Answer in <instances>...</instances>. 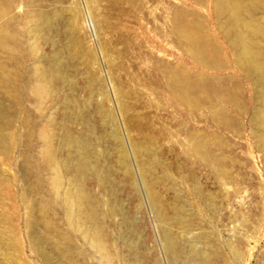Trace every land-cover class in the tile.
Listing matches in <instances>:
<instances>
[{"label": "rangeland", "instance_id": "374dc122", "mask_svg": "<svg viewBox=\"0 0 264 264\" xmlns=\"http://www.w3.org/2000/svg\"><path fill=\"white\" fill-rule=\"evenodd\" d=\"M260 1L244 21L264 31ZM218 6L0 0L10 7L0 31V264H264V130L252 120L261 102L231 11ZM242 34L256 41L251 27ZM65 130L94 150L89 174L71 170L79 152L63 147ZM76 188L106 260L89 244L93 228L67 219L63 193Z\"/></svg>", "mask_w": 264, "mask_h": 264}, {"label": "bare ground", "instance_id": "6f19581e", "mask_svg": "<svg viewBox=\"0 0 264 264\" xmlns=\"http://www.w3.org/2000/svg\"><path fill=\"white\" fill-rule=\"evenodd\" d=\"M257 2H255V0L254 1H248V3L246 4V2H245V4L244 3H242L240 0H217V2H218V10L220 11V14H219V16H224L225 15V13L228 11V10H230L231 11V13H230V15H232L229 19H227L226 18V20L228 21V26L227 27H229V31H230V34L232 33V35L234 36V38L236 39V43H239V44H241V45H244V51H243V61L248 65V67H249V69H250V74H251V77H253V78H251V77H249V78H251V79H253V80H255V82L253 81V85L255 84L256 86V89H254V90H256V94H255V99H259L260 100V102H261V104H260V106H259V108H255L256 109V111H255V113L253 114V116H254V119H252L255 123H256V125H257V127H263V130H264V50H262V49H260L259 47H258V41L259 40H263L264 39V31L261 29V28H259L260 26H258V27H252V26H250V25H248L247 23H246V21H244V19H245V15H248L249 17H255L254 15L257 13V11L260 9V8H262L261 7V4L258 2V0H256ZM260 1V0H259ZM261 2V1H260ZM9 4V3H8ZM263 6V5H262ZM264 7V6H263ZM215 8H217V7H215ZM264 9V8H263ZM10 11V7L9 8H6V10L5 9H3V10H1L0 9V31L2 30V28H3V23L4 22H2V19H3V17L8 13ZM2 12H3V14L5 13V15H3L2 14ZM215 12V11H214ZM216 13V12H215ZM218 14V13H217ZM252 18V19H253ZM247 19V18H246ZM245 19V20H246ZM256 19V18H255ZM257 19H258V16H257ZM250 20V19H249ZM262 20V19H261ZM226 22V21H225ZM224 22V23H225ZM223 23V22H222ZM223 23V24H224ZM226 24V23H225ZM224 26V25H223ZM251 27V32L255 35V37H256V41L255 40H251V41H247V40H245V36H243V34H242V31L243 30H245L246 29V27H248V28H250ZM226 27V28H227ZM222 28V27H221ZM220 29V28H219ZM247 32H249V31H247ZM225 33V32H224ZM249 34H251V33H249ZM225 36H226V34H225ZM227 36H229V35H227ZM231 36V35H230ZM251 36H253V35H251ZM248 37V36H247ZM233 38V37H232ZM247 39V38H246ZM233 41H235L234 39H233ZM260 46V45H259ZM59 69L58 70H56L55 68L52 70V71H50V73L48 74V73H42V77L43 78H47V77H49V76H55V77H57V76H60L61 75V73H60V67H58ZM249 71V70H248ZM50 78V77H49ZM48 78V79H49ZM53 78V77H52ZM250 79V80H251ZM43 87V88H42ZM254 87V88H255ZM41 90H39L38 89V92H42L43 90L42 89H45V91H46V88H44V86H41V87H39ZM44 92V91H43ZM41 93V95L42 94H44V93ZM255 92V91H254ZM258 103V102H257ZM3 108V107H2ZM1 108V109H2ZM3 110V109H2ZM245 110V109H244ZM1 113V112H0ZM244 113V112H243ZM1 116V115H0ZM255 125V124H254ZM259 125V126H258ZM262 127H261V129H262ZM66 131V130H65ZM260 132V131H259ZM66 134L63 136V137H61V141H62V144L64 145L63 147H65L66 146V148L68 149H72V150H74V152L77 150L78 152H79V154H77L78 155V157H76L77 155H76V153H78V152H75L74 154H71V156H72V158H74V156H75V160H76V158H77V160L75 161V163H74V161H72L71 159L72 158H70V160H71V162L73 163V165H72V171H73V173H74V175H75V177L76 176H84L85 174H89L90 172L89 171H91V165L93 164H91L90 163V160H89V158H88V156L91 154L92 155V157H93V154H94V150L93 151H91L92 149L90 148V146H89V142L87 143V141H88V139L87 140H85V138L83 137L82 138V136L81 135H79L78 137H77V134L76 135H74L73 133V135L74 136H76V137H74V136H72V134L69 132V134L67 133V131L65 132ZM2 133L0 132V146H1V144L3 143V146H4V140H3V137H2V135H1ZM257 134V133H256ZM262 134H263V136H262V138H261V136H260V138H261V140H262V143H263V145H264V132H262ZM81 136V137H80ZM61 144V145H62ZM6 145V144H5ZM2 147V146H1ZM3 148V147H2ZM4 149V148H3ZM71 150V151H72ZM262 150V149H261ZM2 151V150H1ZM4 151V150H3ZM47 151H48V149H47ZM44 152V151H43ZM73 152V151H72ZM91 152H93V153H91ZM46 153V152H45ZM45 155V154H44ZM47 159H48V165H50V170H52V175H53V178H52V182H53V188L54 189H56V190H58V188H59V186H60V177H59V172H58V169H57V164H56V162H55V159H54V156H53V153L51 152V151H48L47 152ZM74 155V156H73ZM43 156V155H42ZM70 156V157H71ZM26 164V163H25ZM25 166H27V165H25ZM30 167V166H29ZM95 168V167H94ZM93 169V168H92ZM33 170V169H32ZM93 171V170H92ZM26 176V175H25ZM23 177V176H22ZM76 178H78V177H76ZM28 179V178H27ZM26 182H28L27 180H26ZM72 183H73V181H72ZM27 185V184H26ZM29 186V185H28ZM39 186V185H38ZM77 186V185H76ZM77 189V188H76ZM28 191H29V189H28ZM32 191V190H31ZM66 193L64 194L63 193V197H62V200H61V203H62V205L64 206V208H65V210H66V215H67V219H68V221L71 223V224H76V225H82V224H88L89 226H91L92 228H93V232L92 233H90V236H89V244L91 243V245L95 248V250H97L100 254H101V257L104 259V260H106L107 259V257H108V252L106 251V249L104 248V243H103V241H102V233H101V231L98 229V227H97V219H96V214H95V212L91 209V205H90V203L88 202V199H87V197H86V195L83 193V191L82 190H80L79 188L76 190V194L75 195H72V194H70L69 192L70 191H65ZM28 193V192H27ZM57 193V192H56ZM74 206H77V208H79V210L81 209H83L81 212L77 209V211H79L80 213L79 214H77V216L76 217H74L73 215H72V210H73V208H74ZM44 208V209H43ZM42 212H43V214L45 215V213H47L48 212V209L46 208V207H42ZM43 215V216H44ZM48 215V214H47ZM46 217H44V225L47 227H49V222H47L46 221V219H45ZM49 219V218H48ZM50 221V220H49ZM83 226V225H82ZM85 226V225H84ZM1 231V230H0ZM3 232V231H2ZM85 238H86V234L88 233L86 230H85ZM1 234H3V233H1L0 232V244H4V242H5V239H7V238H5L4 239V237L2 238L1 237ZM3 236H5V235H3ZM37 236V235H36ZM37 240V239H36ZM41 239H39V241H40ZM41 242V241H40ZM35 243V242H34ZM164 243H165V247H166V250L168 251V252H171V250H172V248H173V243H172V241H171V239H170V237L166 234V233H164ZM37 244H39V243H37ZM36 244V245H37ZM7 245V244H6ZM4 246V245H3ZM42 246V245H41ZM91 246V247H92ZM4 248H6V246H4ZM4 248H1L4 252L6 251V249H4ZM8 248V247H7ZM36 248H37V246H36ZM56 248H57V246H56ZM38 249V248H37ZM39 250V249H38ZM2 252V251H1ZM3 252V253H4ZM2 253V254H3ZM0 254V257L2 256L3 257V255L5 254ZM6 254H7V252H6ZM8 254H10V253H8ZM7 254V255H8ZM39 254V253H38ZM5 256V255H4ZM12 257V256H11ZM6 258V257H5ZM4 258V262H5V260L7 261V262H9L7 259H5ZM46 258V257H45ZM10 260V259H9ZM12 260V259H11ZM10 260V261H11ZM60 264H63V263H60ZM136 264H139V263H136Z\"/></svg>", "mask_w": 264, "mask_h": 264}]
</instances>
